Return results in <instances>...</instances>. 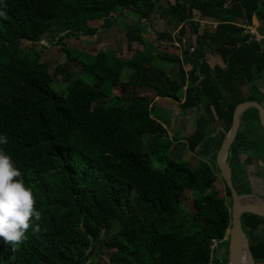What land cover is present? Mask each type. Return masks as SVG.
<instances>
[{
	"label": "trees",
	"instance_id": "16d2710c",
	"mask_svg": "<svg viewBox=\"0 0 264 264\" xmlns=\"http://www.w3.org/2000/svg\"><path fill=\"white\" fill-rule=\"evenodd\" d=\"M157 1L0 0V135L8 138L0 150L33 187L42 216L40 232L29 228L17 247L0 239V264H214L212 240L227 243L230 191L220 177L224 194L214 188L218 174L210 160L228 130L210 137L208 127L216 121L230 125L239 103L264 101L257 84L264 80V40L248 42L238 25L256 22L264 34V0H172L161 12ZM127 16L130 56L107 50L82 60V52L63 44L66 38L94 36L93 23L105 18L120 28ZM142 20L177 29V39L157 34L175 52L179 48L172 42L181 46L189 33L182 57L171 60L178 67L175 76L161 68L162 58L143 39ZM51 29L65 55L52 74L40 61L41 51L24 46L38 43ZM214 52L222 65H210L206 57ZM191 60L195 64L185 72L182 66ZM72 62L84 78L73 75ZM57 76L63 87L55 88ZM244 86L248 95L241 92ZM142 89L179 102L181 111L206 112L183 138L199 159L194 168L166 155L169 140L162 149L157 146L172 127L153 115V97ZM257 131L264 142L257 110L250 108L230 149L238 194L251 193L243 186L247 176L240 179L234 172L240 151L255 153L247 143ZM173 139L172 146L179 147L178 137ZM260 149L250 158L263 165L264 144ZM186 201L192 203L189 211ZM240 219L255 263L264 262V218L245 213ZM97 250L109 253L106 262L94 258Z\"/></svg>",
	"mask_w": 264,
	"mask_h": 264
},
{
	"label": "rangeland",
	"instance_id": "374dc122",
	"mask_svg": "<svg viewBox=\"0 0 264 264\" xmlns=\"http://www.w3.org/2000/svg\"><path fill=\"white\" fill-rule=\"evenodd\" d=\"M171 2L172 0H158L156 4L157 11L158 12L163 11L165 8H167L168 4H170ZM158 14H154L156 16H153V17H156L157 19H159ZM129 19L130 18L128 16L122 17L120 20L122 21V26L119 28L118 26L113 24L111 18H105L99 22L93 23V25L97 27V33L94 36H91V37L81 36L79 38H66L63 41V44L67 45L68 48H70V50L72 51H75V52L77 51L80 53L82 52L81 54L78 55V58L82 60L87 59L89 56H86V55L88 54L93 55L99 51H107V50H115L118 52L119 56H130L131 52L127 54L125 53L126 38H125V32H124L125 28H123V25L126 22H128ZM201 22L203 25L209 26V28L210 26H212L207 23H204L203 21ZM142 25L145 26V34L143 35V39L153 46L152 53L154 54L156 53L157 57L159 56V58H162L161 60H163L162 62H160L162 66L161 68H164L165 70L168 68V72L174 73L176 75L178 71V67L171 60L176 55H178L181 58L182 52L179 49L177 52H175V50L173 51L172 49H170L169 47L171 43H168L166 39L162 41L159 40V38L157 37V34L164 32V33L170 34L171 38L177 39L178 37L177 29H174V27H170V25H168L164 21H157V20H155V22L152 23V26L154 27H150L143 20H142ZM201 30L202 28H200V31ZM188 34H186L185 40L188 39L189 37ZM53 36H54V31L51 29L47 31L42 36L41 40L36 44H30V43L24 42L25 48L27 47L30 49L36 48L37 50L41 51L40 61L47 64L48 71L50 74L53 73L54 68L57 65H61L65 61L64 50L62 48L63 46L61 44H57L55 40L53 39ZM134 47L140 48L141 50L143 48L140 43L134 44ZM165 47L166 49H164ZM164 57L165 59H163ZM206 58L209 60V63L211 66L216 65V64L222 65L220 58L215 52L214 54H207ZM165 60H170V61L167 63V61ZM194 64L195 62L191 60L189 64L184 63L183 66H186L185 68L188 71L190 67L193 66ZM71 71H73V75L75 77L80 76L84 78V76L86 75L85 73L81 71V69L79 68V65L74 62L71 63ZM120 80H125L124 74H122V77ZM55 81H54L55 84L53 83L55 85V88L63 87L64 84L62 83L61 76H57ZM257 84L260 85V90L264 94V80H262V82H259ZM142 91L147 96H150V97L155 96V93L153 90L146 91L142 89ZM241 92L244 95H248L247 87L246 86L242 87ZM182 93L183 91L180 92L179 95H181ZM260 104L264 106V101H262ZM177 105H178L177 102H172V100H170L169 98L163 97V98L158 99L157 103H155V106L152 109L153 115L157 116L161 121L165 122L166 125L168 126L170 125L172 127L171 136L172 135L174 136V129L178 131L175 136H177L178 140L181 141L179 147L177 146L173 147L172 146L173 144L171 142L172 138L166 134V136H163L162 138L157 139V146L160 147V149H162L166 144H168V140H169L171 143V147L168 151H166V155H170L171 158H174V159L183 158L184 160L189 161L191 168H194L199 159L194 154H191L188 152L186 148L185 140L183 139L187 135H184L182 131L187 132L188 127H191L190 132H192L196 127V119L195 117H192V115L193 116L199 115V116L204 117L206 116V112L201 107L199 108L198 112H195L196 109L181 111L177 107ZM176 108H178V111ZM173 112H175V115L173 114ZM188 114H190L191 117L188 116ZM179 118L183 119L181 120L182 124H178L180 122ZM177 119H179V122ZM187 119H189L190 121L189 125H188ZM223 126H224L223 131L225 132L230 127L229 124H225ZM251 136L253 138L251 140L252 143H247V144L249 147L254 148L255 153L253 154L252 152H249V151H246V152L238 151L239 154L241 153L240 156L238 157L241 164H237L238 166L235 168L234 175L236 177H239L240 179L243 176L245 177L247 176V182H244L243 186L245 188H250L251 193L262 196V198H264V166H263L264 164L262 165V162H260L257 159L250 158V157H254L256 153L261 152L260 148L264 144L263 139H262L263 133L261 131H257L254 135H251ZM144 139H145V142L150 140V138L146 136ZM213 143L214 142H212V144ZM151 159H152L154 167H157L158 161H157L156 155H152ZM263 160H264V155H263ZM210 162L213 165V162L211 160ZM213 186L215 189H218L222 194H224V186H223L222 180L219 177ZM185 207L188 211L191 210L192 203L190 201H186ZM227 245H228V242L225 244L221 243V245H218L217 249L215 248L212 251L211 259L214 260V264H227V262L225 261V257L227 256V253H226ZM95 254L96 256L94 258L101 262H106L109 256V253H104L103 250L102 251L97 250ZM255 264H264V262H258Z\"/></svg>",
	"mask_w": 264,
	"mask_h": 264
},
{
	"label": "water",
	"instance_id": "95a60500",
	"mask_svg": "<svg viewBox=\"0 0 264 264\" xmlns=\"http://www.w3.org/2000/svg\"><path fill=\"white\" fill-rule=\"evenodd\" d=\"M250 108L257 110L259 123L264 131V106L256 101L239 103L233 111L230 127L213 161L218 177L223 180L224 185L230 191L231 219L226 231L227 264H255L240 218L245 213L264 218V198L253 193L238 194L232 183V173L228 163V156L240 127L242 114Z\"/></svg>",
	"mask_w": 264,
	"mask_h": 264
},
{
	"label": "clouds",
	"instance_id": "9594fccd",
	"mask_svg": "<svg viewBox=\"0 0 264 264\" xmlns=\"http://www.w3.org/2000/svg\"><path fill=\"white\" fill-rule=\"evenodd\" d=\"M7 141L6 136L0 135V144ZM41 218L35 207L33 187L26 186L12 157L0 150V239L17 247L27 239L29 228L34 233L40 232Z\"/></svg>",
	"mask_w": 264,
	"mask_h": 264
},
{
	"label": "crops",
	"instance_id": "0c3cea01",
	"mask_svg": "<svg viewBox=\"0 0 264 264\" xmlns=\"http://www.w3.org/2000/svg\"><path fill=\"white\" fill-rule=\"evenodd\" d=\"M157 21H160V20H157ZM254 23H256V22H254ZM189 36V35H188ZM186 37V36H185ZM185 37H182V43H181V46L177 43V42H173L172 44L174 45V46H176V47H178L179 48V50L182 52V47L184 48V44H186V40H185ZM191 39V38H190ZM135 48H137V47H135ZM138 49H140V48H138ZM163 67H165V66H163ZM183 67V69L185 70V72H187V70H186V66H182ZM166 73L168 74V75H170V76H175V74L174 73H171V72H168V68L166 69ZM180 97H181V101L183 100V97H184V95H183V93L181 94V95H179ZM153 97V99L152 100H154V101H152L153 102V104H155V103H157V101H158V99L159 98H161V97H158V96H152ZM171 100V99H170ZM160 101H162V100H160ZM172 102H177V101H172ZM178 103V105H179V102H177ZM177 109V111H178V108H176ZM199 111V109H196V111L195 112H198ZM199 113H201V112H199ZM173 114L175 115V112H173ZM191 114H193V113H191ZM188 116H190V114H188ZM191 117V116H190ZM192 117H195V119H197V117H199V115L197 116H193L192 115ZM184 118H186V117H184ZM179 119H180V122H179ZM179 119H177L178 120V124H182L181 122V120H183L182 118H179ZM188 120V125H189V123H190V121H189V119H187ZM221 123H222V125H221ZM223 125H225L223 122H220V121H216V122H214V123H211V125H209V127H208V130H210V137H214V135H217V134H219L220 132H222L223 130H224V126ZM190 130H191V127H188V130H187V132H184V131H182V133L184 134V135H189L191 132H190ZM177 132L178 131H176V129H174V136L172 135L171 136V132H169L168 130H167V135L169 136V137H171L172 139H173V137H175V135L177 134ZM174 140V139H173ZM174 142V144L176 143V141H173ZM179 142H181L180 140H179ZM190 153V152H189Z\"/></svg>",
	"mask_w": 264,
	"mask_h": 264
},
{
	"label": "built area",
	"instance_id": "2783aa9c",
	"mask_svg": "<svg viewBox=\"0 0 264 264\" xmlns=\"http://www.w3.org/2000/svg\"><path fill=\"white\" fill-rule=\"evenodd\" d=\"M209 25H215L213 23H208ZM243 28L242 35L246 36L249 41H255L260 42L264 40V34L260 33L258 30V23H251V24H243L239 23ZM222 241L212 240V243L210 245L211 251H213L215 248L217 249L218 245L221 244Z\"/></svg>",
	"mask_w": 264,
	"mask_h": 264
},
{
	"label": "flooded vegetation",
	"instance_id": "af4514ba",
	"mask_svg": "<svg viewBox=\"0 0 264 264\" xmlns=\"http://www.w3.org/2000/svg\"><path fill=\"white\" fill-rule=\"evenodd\" d=\"M232 157H231V153H229V156H228V163H229V166H230V159H231ZM254 159V158H253Z\"/></svg>",
	"mask_w": 264,
	"mask_h": 264
}]
</instances>
